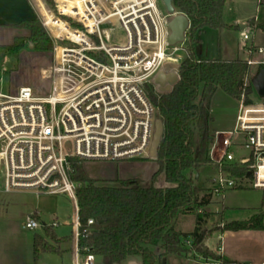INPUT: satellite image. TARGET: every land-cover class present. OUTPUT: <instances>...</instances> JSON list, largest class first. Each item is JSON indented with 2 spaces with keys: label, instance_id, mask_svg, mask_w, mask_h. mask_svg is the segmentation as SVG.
<instances>
[{
  "label": "built area",
  "instance_id": "2783aa9c",
  "mask_svg": "<svg viewBox=\"0 0 264 264\" xmlns=\"http://www.w3.org/2000/svg\"><path fill=\"white\" fill-rule=\"evenodd\" d=\"M34 1L66 30L48 27L39 12L53 42L52 63L42 73L49 82L47 91L39 93L28 85L15 92L0 90L1 190L66 194L75 211L72 264H93V254L78 252L79 238L91 232L94 221L88 219L87 226L80 228L76 201L80 183L69 177L70 159L150 158L155 121L160 118L154 97L163 93L154 79L161 70L169 72L163 65L177 61L173 55L180 49L167 43L173 15L160 8L161 0ZM247 26L241 49L250 70L264 62L254 58L263 51L248 43L253 28ZM249 75L250 71L244 85L249 84ZM68 140L72 153L63 148ZM235 150L246 154L237 156ZM208 157L216 166L212 197L221 198L228 190L246 185L264 190V102L245 104L241 95L232 128L214 133ZM230 164L247 165V175L225 171L223 167ZM22 225L36 230L57 227L58 222L42 224L31 214ZM191 242L188 237L183 245L189 248ZM202 263L221 264L217 259Z\"/></svg>",
  "mask_w": 264,
  "mask_h": 264
},
{
  "label": "trees",
  "instance_id": "16d2710c",
  "mask_svg": "<svg viewBox=\"0 0 264 264\" xmlns=\"http://www.w3.org/2000/svg\"><path fill=\"white\" fill-rule=\"evenodd\" d=\"M51 3V0H48ZM227 0H172L175 10L187 16L190 27L184 45L187 53L179 63L178 80L168 92H163L154 102L163 123V133L157 148V171L151 177V185L144 186L137 178L105 181L89 178L83 161L70 159L72 181L80 183L76 189L80 228L93 219L91 232L78 240V252L105 258L108 264H119L132 256H140L142 264H165L167 256H187L194 252L206 258L217 259L221 264L235 263L224 256H217L205 249L207 232L202 228L210 214L207 212L211 194L196 184L195 174L206 166L215 169L208 153L215 131L209 124L211 100L220 89L239 100L244 95L245 104L253 103L252 84L244 85L249 70L245 60L221 58L198 60L194 53L196 35L205 28L232 29L224 21ZM249 25L254 29V21ZM29 31L25 39H15L7 50L18 52L29 43L40 52H52L53 42L39 18L18 24ZM264 64L256 68V74ZM223 169L232 175H247V165L230 164ZM186 174V172H188ZM163 174L169 187L158 188L152 184ZM244 189V187H236ZM205 192V193H204ZM203 193V194H202ZM194 214L195 227L183 233L175 229L179 215ZM264 213L245 221H231L219 226L220 231L262 230ZM191 239L186 248L183 240ZM47 239L61 244L68 238H58L50 226L43 234H34L33 262L38 263L40 253L61 254Z\"/></svg>",
  "mask_w": 264,
  "mask_h": 264
},
{
  "label": "rangeland",
  "instance_id": "374dc122",
  "mask_svg": "<svg viewBox=\"0 0 264 264\" xmlns=\"http://www.w3.org/2000/svg\"><path fill=\"white\" fill-rule=\"evenodd\" d=\"M159 6L161 9H164V6L159 1ZM38 8V7H37ZM39 10V9H38ZM41 21V18H40ZM66 28L63 27L61 31H65ZM187 34V33H186ZM201 42L195 45L194 53L198 59H212L225 57V54L220 52L218 49V32L213 29H205L203 34L201 35ZM179 49L178 52L173 55V57L177 58V61H169L165 62L163 65L164 70L166 71H177L179 63L185 58L187 49L184 43L177 45ZM221 55V56H219ZM16 59L13 55H7L5 57L6 68L4 72L0 71V76H2V83L0 85V90L5 91L8 83L12 78L13 80L20 81H30L29 83H33L35 80L36 84L39 83L40 78V70L38 69L37 63H32L33 58H23L22 62H24V68L17 69L18 72L14 71L17 67ZM257 61H263L264 59H257ZM38 62V61H36ZM40 62V60H39ZM46 58L43 59L40 63H46ZM33 64V65H32ZM33 66V70H30ZM258 65H254L251 67L250 75L248 83L252 84L256 76V68ZM1 68V67H0ZM2 69V68H1ZM45 90H41L39 93H44ZM251 98L255 103L264 102V98L259 97L256 92L251 95ZM238 108V101L228 96L222 90L218 89L212 97L211 100V117L212 120L209 124V128L213 131L216 128L228 127L235 120L236 112ZM64 151L67 153L73 152L72 141H64L63 142ZM246 154L243 150H235V155ZM128 161V160H126ZM124 161V162H126ZM128 162L132 163H141L139 165H131L125 170H129V172H135L140 175H144V180L142 181V185L149 186L151 185V177L158 169V163L155 159L151 158H142V159H132ZM84 171L86 175L90 178L96 177L98 174H102L104 171L103 164L100 161L93 162H83ZM152 173V174H150ZM186 172V174H188ZM200 178L196 179V184L206 190L210 187V178L215 175V169L211 166L203 167L199 170ZM147 175V176H146ZM0 184H1V175H0ZM154 187L165 188L170 185L167 184L164 180L163 174H160L156 177V179L152 183ZM225 194V193H224ZM224 196V195H223ZM223 196L215 197L214 201L211 203L209 207H207V212L210 214V217L207 219L206 223L203 224L202 228L206 230L207 236L210 235L212 231L218 230L223 223H229L232 219H246L247 215L251 211V207L259 206L261 199H264V190H256L249 186H245L244 189H236L233 192L230 191L226 195L225 204L228 208H224ZM225 209V219L223 217V212ZM34 212H38L40 216V220L44 221L47 225L51 222L53 217L57 218V221L60 223L59 227H55V232L60 237H72L73 231V218L75 216V211L73 207V203L70 198L66 194H35L32 191H24V193H19L15 195H0V230H5L7 228H15L19 227L21 230V235L24 238L23 246H19V255L22 257V260L25 264H28L31 261V253H30V242L34 236V234H43V231L40 232L39 229L36 230H27L22 229L21 224H23L25 218L32 214L35 217ZM264 213V210L258 209L256 210V214ZM252 216V217H253ZM264 222V218H263ZM195 226V215L194 214H186L179 215L176 219L175 229L178 231H184L183 233L191 232ZM47 243L51 244L54 248H60L61 244H57L56 242H52L47 239ZM5 254L9 257L12 256V248H6ZM39 257V256H38ZM169 263L182 262L177 256H169ZM69 259V255H66L63 259L64 263H67ZM41 260L43 263L48 264H60L62 259L58 254L55 253H43L41 255ZM97 260L95 261V263ZM141 264V259L139 256H132L127 258V260L119 263V264ZM165 263V259H164ZM203 264V263H202Z\"/></svg>",
  "mask_w": 264,
  "mask_h": 264
},
{
  "label": "crops",
  "instance_id": "0c3cea01",
  "mask_svg": "<svg viewBox=\"0 0 264 264\" xmlns=\"http://www.w3.org/2000/svg\"><path fill=\"white\" fill-rule=\"evenodd\" d=\"M38 7V8H37ZM39 9V10H38ZM43 17L44 23H46V19L50 17L51 13L44 7H40L38 3L34 0H0V71H5L6 68L5 64V57L7 55H13L16 59L17 67L14 71L18 72L19 69L23 70L24 62L22 59L31 57L33 58L32 63H37L38 69L40 70V78L39 83L36 84L35 80L33 83H29L30 81H18L10 80L8 83L7 88L4 92H15L20 86H31L36 91L41 92V90L47 91L49 88V82L43 80L42 73L45 70H48L52 63V54L51 52H40L34 49H29L28 45L23 47L18 52L13 53L7 50V46L12 45L15 39H25L29 36V31L25 28L19 27L18 24L26 21V20H33L35 18L40 19V13ZM254 21L256 27H254L252 32V37L248 43L252 44L253 47L256 49L261 48L262 53H258L254 56L256 59H264V0H227L225 9H224V21L227 25L232 26V29L226 30H215L218 32V49L219 54L223 51L225 57H219L223 60H232V59H245L246 55L241 49L242 43V32L245 29L248 30V26L250 21ZM243 26V27H241ZM245 26V27H244ZM64 25L61 24L57 26L59 29H63ZM210 29V28H205ZM200 31L196 38L198 40L197 44L201 42V35L203 34L204 30ZM214 30V29H213ZM221 56V55H219ZM46 58V63H40L43 59ZM198 59V58H197ZM215 59V58H212ZM212 59H205V60H212ZM40 60V62H39ZM204 60V59H198ZM38 61V62H36ZM33 65V64H32ZM18 69V70H17ZM30 70H33V66ZM2 83V76H0V85ZM3 91V90H2ZM234 122H232L228 127L223 128H216L214 129L215 132H223L227 131L232 128ZM126 160L117 161V162H105L100 161L103 164V172L102 174H98L96 177H92V179L98 180H105V181H116V180H125V179H133L137 178L140 180H144L143 176L135 172H129V170H125L131 165H139L143 162H124ZM216 172V170H215ZM152 174V173H150ZM198 174V178L196 175ZM147 176V175H146ZM215 176V175H214ZM91 178V177H90ZM200 178V173L197 172L195 174V179ZM210 187L206 189V192L209 193L211 186H212V178H210ZM228 190L225 192L223 198L224 201L223 206L224 208H228L225 204L226 195L230 191ZM19 193H24V191H12V192H3L1 190L0 184V195L8 196V195H15ZM205 193V192H204ZM203 194V193H202ZM214 201V197H210L209 204L207 207L211 205ZM223 217L225 219L224 213ZM262 209L264 210V199H261L259 206L251 207V211L247 215L246 219H232L229 221H245L250 219L254 214H256V210ZM35 219H37L40 223L45 224L44 221L40 220V216L38 212H34ZM57 221L56 217L51 219ZM49 222L48 224H50ZM58 222V221H57ZM60 223L58 222V226ZM56 227V228H57ZM195 227V226H194ZM21 228L23 225L21 224ZM2 231L0 230V264H25L22 260V257L19 255V246L24 243V238L21 235V230L19 227L7 228ZM40 232L43 231V228L39 229ZM55 232V227L53 228ZM184 232V231H181ZM188 233V232H187ZM56 234V232H55ZM58 238H68L64 242L61 243L60 249L62 251L59 256L61 257L62 261L60 264H65L63 259L66 255H69V259L67 260L66 264H72L73 258L75 255V251L73 249V241L72 237H60L56 234ZM203 244L205 249L209 250L211 253L217 255L220 254L224 256L228 260H231L238 264H262L264 262V231L262 230H237V231H220L215 230L208 235ZM30 253H31V261L28 264H34L33 262V243L32 240L30 242ZM12 248V256L9 257L5 254L6 248ZM39 254L38 263L37 264H44L41 260V255ZM140 257V256H139ZM167 256L165 258V264H202L205 260L211 259L206 258L202 254L194 252L193 254H188L187 256H177L181 259L182 262L176 263H169ZM141 259V258H140ZM97 262L95 263V261ZM127 260V259H126ZM48 264V263H45ZM93 264H108L107 260L102 257H95ZM138 264V262H137ZM142 264V261H141Z\"/></svg>",
  "mask_w": 264,
  "mask_h": 264
},
{
  "label": "water",
  "instance_id": "95a60500",
  "mask_svg": "<svg viewBox=\"0 0 264 264\" xmlns=\"http://www.w3.org/2000/svg\"><path fill=\"white\" fill-rule=\"evenodd\" d=\"M162 5L165 7L169 15H173L168 22L169 35L167 38V43L170 46H175L177 44H183L185 41L186 33L190 27V21L184 14L175 13V8L172 4V0H161ZM243 27V26H241ZM29 49H33L31 43L28 44ZM179 76L177 71L165 72L161 70L156 78L154 83L158 85V88L161 92H168L172 89L173 85L177 82ZM252 86L259 97L264 98V69H261L255 76L252 81ZM163 133V123L160 118L155 121V132L153 134V139L151 147L149 150V157L155 159L157 148L159 146L161 137ZM198 178V174L196 175Z\"/></svg>",
  "mask_w": 264,
  "mask_h": 264
},
{
  "label": "bare ground",
  "instance_id": "6f19581e",
  "mask_svg": "<svg viewBox=\"0 0 264 264\" xmlns=\"http://www.w3.org/2000/svg\"><path fill=\"white\" fill-rule=\"evenodd\" d=\"M46 23H47L48 27H54V26L57 27V26L61 25V23L54 20L51 15L49 18L46 19Z\"/></svg>",
  "mask_w": 264,
  "mask_h": 264
}]
</instances>
